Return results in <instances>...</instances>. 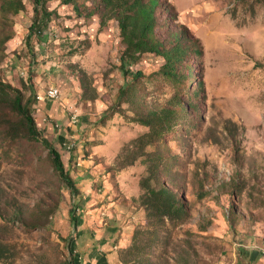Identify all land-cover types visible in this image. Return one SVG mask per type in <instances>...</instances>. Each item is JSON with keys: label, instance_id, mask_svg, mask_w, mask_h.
<instances>
[{"label": "rangeland", "instance_id": "obj_1", "mask_svg": "<svg viewBox=\"0 0 264 264\" xmlns=\"http://www.w3.org/2000/svg\"><path fill=\"white\" fill-rule=\"evenodd\" d=\"M159 1L160 38L183 30L192 45L190 84L164 78L152 54L125 76L117 22L96 0H75L79 13L47 2L29 40L33 0H0V84L27 99L31 76L37 130L79 191L0 86V264H264V0ZM174 95L187 108L175 128L134 143ZM162 186L185 216L151 212L147 191Z\"/></svg>", "mask_w": 264, "mask_h": 264}, {"label": "trees", "instance_id": "obj_2", "mask_svg": "<svg viewBox=\"0 0 264 264\" xmlns=\"http://www.w3.org/2000/svg\"><path fill=\"white\" fill-rule=\"evenodd\" d=\"M56 0H33V21L29 27V40L34 34L41 35L43 30L47 28L52 13L46 9V3ZM75 0H61L64 5H73ZM102 5L105 11L116 20L121 42L124 50L121 53L120 67L125 76L130 75L129 67L134 65L136 61L144 54H152L162 58L164 61L161 67V75L168 81L176 85L183 86L195 80L192 77L191 65H188L187 58L191 51L190 40L186 36V32L181 30L180 34L168 32L167 39L162 40V25L159 22L158 12L161 7L159 0H96ZM76 13L80 10L78 6L73 5ZM15 13L19 8H15ZM160 30V31H159ZM159 31V32H158ZM27 42V41H26ZM184 69L181 72L179 69ZM141 73L136 71L132 78L135 81ZM31 76L28 78L27 91L30 95L27 99L20 90L11 85L0 86L9 94V105L11 110L20 117V125L25 132L27 139L42 144L48 150L51 158L52 166L57 173L59 179L69 190L70 196L74 200L79 191L75 186L74 180L70 177L69 170H66L60 154L44 139L40 137L35 121L31 115L32 106L35 102V92L33 90ZM196 90L204 92V82L199 80L196 82ZM187 111L186 105L179 96L174 95L166 106L156 109L149 113L146 118L140 119V123L148 128V133L141 136L134 143L140 142L153 144L155 141L162 140L165 135L170 133L177 125L182 114ZM72 156L68 163L70 164ZM147 199L150 204L151 212L161 219H169L186 215L185 207L180 203L179 199L165 187L158 190L151 189L147 191ZM70 223L75 227L77 219L75 208L69 211ZM73 264V263H72Z\"/></svg>", "mask_w": 264, "mask_h": 264}, {"label": "bare ground", "instance_id": "obj_3", "mask_svg": "<svg viewBox=\"0 0 264 264\" xmlns=\"http://www.w3.org/2000/svg\"><path fill=\"white\" fill-rule=\"evenodd\" d=\"M57 90H50L49 92H48V98H56V96H57Z\"/></svg>", "mask_w": 264, "mask_h": 264}]
</instances>
